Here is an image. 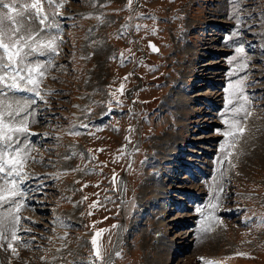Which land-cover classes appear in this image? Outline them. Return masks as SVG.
<instances>
[{
  "label": "rangeland",
  "instance_id": "1",
  "mask_svg": "<svg viewBox=\"0 0 264 264\" xmlns=\"http://www.w3.org/2000/svg\"><path fill=\"white\" fill-rule=\"evenodd\" d=\"M42 4L44 75L0 70V264H264V0Z\"/></svg>",
  "mask_w": 264,
  "mask_h": 264
},
{
  "label": "snow or ice",
  "instance_id": "2",
  "mask_svg": "<svg viewBox=\"0 0 264 264\" xmlns=\"http://www.w3.org/2000/svg\"><path fill=\"white\" fill-rule=\"evenodd\" d=\"M46 2L49 4V6L55 4V0H46ZM235 2H238V0H235ZM129 4H131V0H129ZM55 6L60 7L62 5L55 4ZM24 7L28 8L29 6L25 5ZM0 8L6 9L9 12L6 17H0V50H3V52L7 55L9 61V63H3L2 58H0V70L7 69L15 73V75L11 77L13 81H15L17 77H19L21 80L26 79L28 84L35 85L36 81L32 79V74L35 72L38 75L43 76L44 72L42 69L44 66L40 64H35L33 66V61H31L29 57H31L33 54L44 55L45 49L47 48H51L53 52L55 51L52 41H49L47 43L40 42L39 48H37L33 44L28 43V41L34 40L35 36H39L40 32H43L53 26L52 24H46L48 17L44 15L42 0H33L30 5V9L34 10V12L29 11L28 15H24L23 13L17 11V8L14 4L5 3L4 0H0ZM13 12H15L17 16L22 17L21 22L18 23L16 18L11 15V13ZM5 19L7 21H10L13 25L11 29L13 36L9 37V39L13 40V43L11 45L5 44L2 39L5 32L3 25ZM33 21H36L43 27H41L39 30L34 31L32 27ZM55 27L59 29V25H55ZM54 39L55 38H53V40ZM10 47L17 50L15 52H10ZM150 47H153L154 51L156 50L154 46L150 45ZM238 50L242 51V49ZM21 52H23L22 56ZM14 57H19V60L14 59ZM51 63L52 61L49 60L48 64L50 65ZM21 73H26V76L21 75ZM3 80L4 77L0 76V82H3ZM8 86L13 88L18 87V85L15 83ZM16 131H21V129H16ZM240 131L242 132L243 129H241ZM8 139H11V137H8ZM3 171L4 167L0 165V172ZM12 195L15 196L16 193L13 192ZM2 199H4V197H0V200ZM16 219L19 220V217H17ZM93 243L95 244V241H93ZM96 255L100 257L99 252H97ZM100 259L103 258L100 257Z\"/></svg>",
  "mask_w": 264,
  "mask_h": 264
},
{
  "label": "bare ground",
  "instance_id": "3",
  "mask_svg": "<svg viewBox=\"0 0 264 264\" xmlns=\"http://www.w3.org/2000/svg\"><path fill=\"white\" fill-rule=\"evenodd\" d=\"M217 15V14H216ZM205 21V20H204ZM207 21V20H206ZM205 21V22H206ZM202 23H204V22H202ZM223 23V22H222ZM205 24V23H204ZM220 26V25H219ZM201 27V26H200ZM214 27V26H213ZM200 30H201V28H200ZM217 30V29H216ZM215 30V31H216ZM217 33V32H216ZM208 39H213V38H208ZM204 49V48H203ZM201 70L203 71L204 69H203V67H201ZM206 70V69H205ZM13 88V87H12ZM17 89V88H16ZM21 89V88H20ZM19 89V90H20ZM13 90H15V89H13ZM18 91V90H17ZM22 91H23V89H22ZM27 91V90H26ZM29 91V90H28ZM8 92V91H7ZM13 92V91H12ZM20 93L21 92H18V94L20 95ZM26 94V93H25ZM31 95H32V93H31ZM16 96V95H15ZM18 96H16V98H17ZM20 97V96H19ZM20 99V98H19ZM187 110H188V112L189 111H192V113L193 114H195L196 113V111H193L192 109H190V108H187ZM24 111H26V110H24ZM27 112H29V110H27ZM199 113V112H198ZM197 113V114H198ZM24 121H27V119L26 120H24ZM179 122H183L182 123V125H186L187 124V122H186V119L185 120H183V119H180L179 120ZM192 122H194V121H192ZM191 122V123H192ZM30 124H31V122H30ZM29 125V124H28ZM190 125V124H189ZM187 129V128H186ZM34 130V129H33ZM29 132H30V130H29ZM31 134H33L32 132H31ZM173 150H178V147H176V148H174L173 147ZM171 154V153H170ZM5 163V165H6V163L8 164L9 162H7V161H5V160H2V159H0V165H3ZM10 166V165H9ZM1 174H2V172H0V176H1ZM9 177H10V181H6V179H4L3 177L1 178L0 177V183H7L8 182V184L7 185H10V184H12L13 182H15V178H17V175H15V174H13V173H11V174H9ZM22 179V178H21ZM24 182V181H23ZM25 183V182H24ZM16 184V183H15ZM22 184V183H21ZM17 186V185H16ZM16 186H15V190H16ZM214 186H216V184L214 185ZM4 191H5V188L3 189ZM15 190H13V192H16ZM188 191H191V190H188ZM7 193V192H6ZM166 192H161L159 195H160V198L161 197H163V196H166V194H165ZM9 195V194H8ZM8 195H5L6 196V198L8 197ZM10 196V195H9ZM18 207H20V209H21V207H22V205L21 204H17L16 206H14V207H12L13 209H17ZM19 209V210H20ZM0 217H2V216H0ZM4 217V216H3ZM13 218V215H12V213L11 212H7L6 214H5V218H4V222L6 223V224H8V221H12L11 219ZM165 221V219L164 218H162L161 220H160V222L161 223H163ZM9 225V224H8ZM7 228V227H6ZM121 242H122V228H120V232H119V236L117 237V241H116V244H115V249L117 250L118 248H119V246H120V244H121ZM115 251V250H114ZM170 252V251H169ZM169 252H167V253H165V254H163V256L160 258V259H164L165 261H164V264H167V262L169 261V258H170V255H169ZM14 254V253H13ZM215 262H217L218 264H222V262L220 263V262H218V261H215ZM225 264V263H224Z\"/></svg>",
  "mask_w": 264,
  "mask_h": 264
},
{
  "label": "water",
  "instance_id": "4",
  "mask_svg": "<svg viewBox=\"0 0 264 264\" xmlns=\"http://www.w3.org/2000/svg\"><path fill=\"white\" fill-rule=\"evenodd\" d=\"M149 43H150V45L155 47V49H156L155 51H158L159 47L156 46L153 41H149ZM151 49H153V47H151Z\"/></svg>",
  "mask_w": 264,
  "mask_h": 264
}]
</instances>
